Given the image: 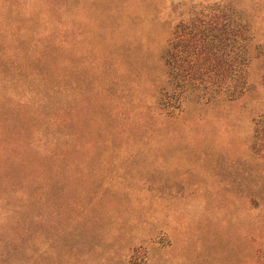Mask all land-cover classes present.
I'll return each mask as SVG.
<instances>
[{
    "label": "rangeland",
    "instance_id": "rangeland-1",
    "mask_svg": "<svg viewBox=\"0 0 264 264\" xmlns=\"http://www.w3.org/2000/svg\"><path fill=\"white\" fill-rule=\"evenodd\" d=\"M213 1H141L132 21L141 44L128 48L121 0H74L73 155L41 158L25 144L24 118L0 100V195L35 167L43 195L38 221L18 212L0 220V264L246 262L251 230L264 226V57L237 100H189L177 117L148 111L170 28ZM254 17L264 47V1ZM112 111L142 121L130 128L133 146L113 138L114 154L95 136L120 128L104 118Z\"/></svg>",
    "mask_w": 264,
    "mask_h": 264
},
{
    "label": "trees",
    "instance_id": "trees-1",
    "mask_svg": "<svg viewBox=\"0 0 264 264\" xmlns=\"http://www.w3.org/2000/svg\"><path fill=\"white\" fill-rule=\"evenodd\" d=\"M141 1L120 2L118 11L128 48L141 44L132 22L138 17L133 15L134 6ZM263 1L217 0L189 7L166 38L161 56L164 79L155 108L148 109L152 117H177L189 100L209 105L237 100L247 92L249 68L254 59L264 57L252 19ZM74 7V0H0V100L24 118L29 129L25 144L41 158L64 160L76 148L72 128L76 114L71 107L75 100ZM261 69L264 81V59ZM104 118L120 127L115 132L108 127L95 133L104 152L112 149L113 138L118 135L127 139L125 145H134L130 128L142 122L140 117L126 118L112 111L104 113ZM120 119L123 125L118 123ZM90 142L87 139L84 144ZM112 150L115 152V148ZM39 170L35 167L30 180L24 179L21 187L11 185L5 196L0 195V220L17 212L29 221L41 218ZM251 231L244 264H264V226Z\"/></svg>",
    "mask_w": 264,
    "mask_h": 264
}]
</instances>
